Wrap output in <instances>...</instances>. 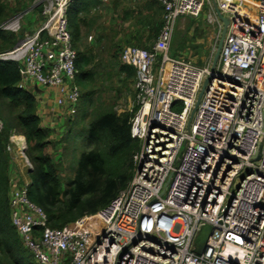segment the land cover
<instances>
[{
	"label": "built area",
	"instance_id": "built-area-1",
	"mask_svg": "<svg viewBox=\"0 0 264 264\" xmlns=\"http://www.w3.org/2000/svg\"><path fill=\"white\" fill-rule=\"evenodd\" d=\"M43 1L41 24L0 62L20 66L19 89L52 94L56 118L73 117L80 101L66 18L73 0ZM214 1L229 24L189 128L212 58L198 67L168 54L180 17L198 18L207 7L222 30L211 0H157L163 21L152 47L120 54L135 70L130 135L139 142L125 191L96 214L51 229L27 184L11 180L10 221L36 264H264V0ZM0 29L18 31L12 22ZM14 137L22 138L12 135L6 151L16 147L31 169L24 140ZM204 226L211 233L196 254Z\"/></svg>",
	"mask_w": 264,
	"mask_h": 264
},
{
	"label": "trees",
	"instance_id": "trees-1",
	"mask_svg": "<svg viewBox=\"0 0 264 264\" xmlns=\"http://www.w3.org/2000/svg\"><path fill=\"white\" fill-rule=\"evenodd\" d=\"M23 2L41 5L43 0ZM157 4L156 13L147 24L158 35L163 9ZM40 5L34 8L35 14L41 11ZM98 5V0H73L66 12L76 51V85L81 101L76 114L87 109L90 120L83 129L85 150L64 191L61 172L65 170L67 155H70L65 148L69 131L65 132L66 137L61 135L57 140L50 139L37 114L38 104L33 92L17 87L20 83V66L13 62H0V264H36L10 221L11 161L5 147L10 145L12 135L22 136L25 140L24 155L31 165L27 175L28 198L43 211L46 226L51 229H61L84 216L96 214L125 191L133 177V156L139 149V142L131 138L130 126L137 107L131 112H115L114 104L104 101L102 89L116 75L127 82L134 80L135 70L121 65L115 51L110 53L109 60L103 61L97 60L98 56L92 50L83 51L80 47L83 25L80 16L88 14L91 8ZM16 12L10 2L0 0V26ZM39 20L38 25L42 22L41 15ZM19 37L17 33L0 29V53L13 50L21 40ZM196 64L201 67L203 63L198 60ZM72 148L76 151L75 146ZM54 155L59 156L58 160L53 161Z\"/></svg>",
	"mask_w": 264,
	"mask_h": 264
},
{
	"label": "rangeland",
	"instance_id": "rangeland-1",
	"mask_svg": "<svg viewBox=\"0 0 264 264\" xmlns=\"http://www.w3.org/2000/svg\"><path fill=\"white\" fill-rule=\"evenodd\" d=\"M24 0H2V2H10L11 7L16 9L15 14L9 15L5 22H12L13 26L18 27L17 34L24 38L25 34L32 32L37 28L40 22L39 13H34V8L40 4L33 5L23 2ZM98 10H95L88 21H83L81 24V41L80 47L83 51L90 49L97 57V60L107 61L110 58V53L116 52V58L119 60L122 50L128 46L134 47H151L157 38V34L153 32V28L147 24L150 16L146 9L145 0H100ZM45 2L40 5L43 8ZM207 10L205 7L203 13L198 18L180 17L175 26L172 45L169 51V57L179 58L185 62L197 66V61H202V66L212 58L216 49L219 37V26L207 18ZM163 18V12L162 17ZM4 22V23H5ZM89 25V27L87 26ZM92 26V27H91ZM91 27V28H90ZM90 28V29H89ZM4 32H10L5 30ZM19 37V38H20ZM100 40V41H99ZM184 48L183 51H180ZM111 51V52H110ZM176 52H179L176 54ZM120 62V61H119ZM200 67V66H198ZM135 79L125 81L123 77L115 76L112 81L103 87V97L106 103L114 104V110L117 113L123 111L131 112L136 108L135 96ZM84 104L86 102H83ZM81 104V101L79 105ZM42 106V105H41ZM181 104L174 107L175 111L181 110ZM41 109L43 111L42 122L45 126L46 120L50 113V126H53L55 136L62 134L68 140L65 148L68 150L66 166H69L61 172L63 191L68 188V181L74 175L80 157L85 150V135L84 128L90 120L88 110L80 111L73 117L65 118L68 123L67 130H61L63 126H58L52 118L54 111L52 107H47L45 104ZM44 111H49L45 113ZM86 117V118H85ZM49 121V120H48ZM49 123V122H48ZM49 126V125H47ZM45 128V127H44ZM49 128V127H46ZM45 128V129H46ZM69 128V129H68ZM67 132V133H64ZM22 137V136H19ZM23 138V137H22ZM24 139V138H23ZM25 146V140H24ZM76 147V151H73ZM6 148V147H5ZM26 149V146L24 150ZM6 151V149H5ZM63 152V147H62ZM11 161L10 175H16L19 183L23 184L27 181L29 167L26 166L22 153L14 147L10 152H7ZM59 156L54 155L53 161L58 160ZM12 180V179H11ZM16 180V181H17ZM24 247V246H23Z\"/></svg>",
	"mask_w": 264,
	"mask_h": 264
},
{
	"label": "crops",
	"instance_id": "crops-1",
	"mask_svg": "<svg viewBox=\"0 0 264 264\" xmlns=\"http://www.w3.org/2000/svg\"><path fill=\"white\" fill-rule=\"evenodd\" d=\"M98 1H100V0H98ZM145 3H146V9L149 11V13H152V14H150V16H153V14H154V12L156 13V11H155V9L158 7V2H157V0H145ZM99 5H100V3H99ZM98 5V6H99ZM98 6L96 7V8H91L89 11H88V14H84L83 16H80V18L83 20V21H88V19L90 18V16L93 14V12L95 11V10H98ZM160 18H161V16H160ZM87 26L89 27V25L87 24ZM92 27V26H91ZM90 27V28H91ZM89 28V29H90ZM153 45V44H152ZM152 47V46H151ZM151 47H144V48H142V49H146V50H148V49H150ZM32 92H33V94H34V96H35V98H36V101H37V111H38V109L41 111V109L40 108H43V106H44V104L47 106V107H52V108H54V109H52V111H54V116L52 117L53 119H54V121H55V126H56V124L58 125V126H63L62 127V131H63V129H65V130H67V125H68V123L67 122H65V118H56L55 116H56V114H58V110L55 108V106H54V104H53V97H52V94H50V93H48V94H46L45 92H43V90H41V89H38V88H33L32 90H31ZM42 105V106H41ZM45 113H47V112H49V111H44ZM47 115H49V119H48V117H46V118H44L45 120H46V125L44 126L43 125V122H42V127L44 128H46V127H49V128H46V130H48V132H49V134H50V139H52V140H57V139H59L60 138V136L63 134H60V135H58L57 137L55 136V134H54V132H53V126H50V121L52 120L51 119V117H50V113H48ZM41 120H42V118H41ZM49 120V121H48ZM49 122V123H48ZM47 125H49V126H47ZM52 125V124H51ZM44 128V129H45ZM64 133H65V131H64ZM64 136V135H63ZM17 177H16V175L14 174L13 176L12 175H10V179H12V180H15ZM17 180V179H16ZM28 183V176H27V181H25L24 180V183H23V185H25V184H27ZM16 184H20V185H22L21 183H19V181L17 180V182H16Z\"/></svg>",
	"mask_w": 264,
	"mask_h": 264
},
{
	"label": "water",
	"instance_id": "water-1",
	"mask_svg": "<svg viewBox=\"0 0 264 264\" xmlns=\"http://www.w3.org/2000/svg\"><path fill=\"white\" fill-rule=\"evenodd\" d=\"M211 3H212L214 12H215L218 20L222 23V30L220 32V37H219L216 49H215L214 54H213L212 59H211V67H210L211 76L204 81V83L202 85V88H201V91L199 92V94L197 96V99H196V102H195V106H194V108H193V110H192V112L190 114V118H189V121H188V125H187L188 128H189L193 113H194L196 107L198 106L199 101H200V99H201V97L203 95L204 89H205L208 81L212 78V76H213V74L215 72V69H216V66H217V63H218V59H219L220 50H221V47H222V44H223V40H224V37H225L226 29H227V26L229 24L228 19L222 17V15L220 14V12H219V10H218V8L216 6L215 1L211 0ZM262 146H263V144H261L259 146V152H258V156L256 158V161H258L260 159V153H261V150H262ZM30 170H29V172H30ZM210 233H211V228L209 226H204V227H202L200 229V231L198 232V234H197V236L195 238V241H194V250L193 251L196 254H201V253L204 252L205 244H206V241H207Z\"/></svg>",
	"mask_w": 264,
	"mask_h": 264
},
{
	"label": "bare ground",
	"instance_id": "bare-ground-1",
	"mask_svg": "<svg viewBox=\"0 0 264 264\" xmlns=\"http://www.w3.org/2000/svg\"><path fill=\"white\" fill-rule=\"evenodd\" d=\"M13 141H14V142H17V143L20 144V143L23 142V139H22V138H16V137H14V138H13Z\"/></svg>",
	"mask_w": 264,
	"mask_h": 264
},
{
	"label": "clouds",
	"instance_id": "clouds-1",
	"mask_svg": "<svg viewBox=\"0 0 264 264\" xmlns=\"http://www.w3.org/2000/svg\"><path fill=\"white\" fill-rule=\"evenodd\" d=\"M24 140V139H23Z\"/></svg>",
	"mask_w": 264,
	"mask_h": 264
}]
</instances>
